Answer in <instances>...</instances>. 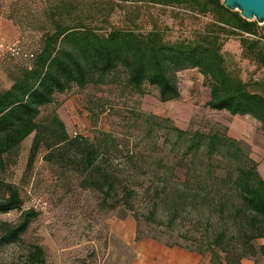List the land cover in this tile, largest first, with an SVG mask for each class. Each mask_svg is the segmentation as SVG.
Wrapping results in <instances>:
<instances>
[{
  "label": "trees",
  "instance_id": "trees-1",
  "mask_svg": "<svg viewBox=\"0 0 264 264\" xmlns=\"http://www.w3.org/2000/svg\"><path fill=\"white\" fill-rule=\"evenodd\" d=\"M146 1L211 15L215 22L194 42L169 43L164 29L154 25L151 31L141 32L135 27V19L130 20L133 26L112 27L103 32L100 26L109 24L110 14L96 10L92 1H47L38 25L32 26V30L43 33L40 50L31 66L21 67L17 75L13 74L11 87L0 91V173L14 164L21 144L34 134L28 170L45 151V161L77 173L83 188L100 194L103 210L113 211L121 206L130 209L135 189L123 184L120 175L106 163L119 149L117 140L109 134L94 140L71 137L57 113L41 117L42 110L55 102L56 95L73 87L83 90L89 85L105 84L117 72L124 73L125 86L132 92L144 94V86L149 85L158 91L159 101L167 103L181 97L178 73L197 69L210 89V110L253 117L264 129V85H259L261 91L251 90L249 83L230 73L222 53L224 36L240 37L245 54L264 67V35L258 23L225 8L221 0ZM112 11L110 7L109 12ZM169 130L178 144H185L178 162L165 165L171 174L177 168L183 172L177 184L171 186L168 180L162 190L167 194L172 215L204 206L221 212L224 221L213 239L199 241L198 250L192 252L202 256L210 253L212 264H242L244 259L258 254L264 257V247L256 244L264 239V178L259 164L239 141L228 136V128L208 133L174 126ZM200 154L207 162L202 170L195 168ZM217 156L228 163L226 171L215 167ZM22 207L19 189L0 178V215L21 212L17 222L0 220V249L21 243L38 218L37 211ZM155 210L150 215L154 222ZM211 220V216H205L206 222ZM24 264H46L43 247L29 245Z\"/></svg>",
  "mask_w": 264,
  "mask_h": 264
},
{
  "label": "rangeland",
  "instance_id": "rangeland-1",
  "mask_svg": "<svg viewBox=\"0 0 264 264\" xmlns=\"http://www.w3.org/2000/svg\"><path fill=\"white\" fill-rule=\"evenodd\" d=\"M47 1L55 0H0V91L11 87L13 74L17 75L21 67L31 66L40 50L43 33L32 30V26L38 25ZM89 1L97 6L96 10L110 14L109 24L100 26L103 32L112 27L133 26L130 20L135 19V27L141 32L151 31L154 25L164 29L169 43L194 42L215 22L211 15L146 0ZM258 25L263 33L264 24ZM223 39L222 53L230 73L249 83L251 90L261 91L264 67L245 54L240 37ZM177 77L181 97L167 103L160 102L158 91L149 85L144 86V94L132 92L125 86L122 72L109 76L105 84L89 85L83 90L73 87L56 95L55 102L42 110L41 117L57 113L71 137L94 140L109 134L117 140L119 149L106 163L120 175L123 184L135 189L129 205L132 210L126 206L103 210L100 194L83 188L77 173L45 161V151L40 152L28 170L32 134L21 144L14 164L0 173V178L19 189L22 210L34 209L39 216L21 243L0 249V264H24L26 248L31 244L43 247L46 264H131L139 241L152 240L194 251L198 250L199 241L215 237L224 221L221 212L215 213L214 208L196 206L192 211L172 215L169 199L162 190L168 180L171 186L177 184L183 172L177 168L171 174L165 165L178 162L185 144H178L169 128L204 133L228 128V136L239 141L259 164L262 178L264 129L253 117L210 110V89L197 69L182 71ZM198 157L195 168L205 169L204 155ZM214 164L222 171L228 169V163L220 156ZM152 209H156V222L150 218ZM20 215V211H14L0 215V220L17 222ZM205 216H211V222H206Z\"/></svg>",
  "mask_w": 264,
  "mask_h": 264
},
{
  "label": "crops",
  "instance_id": "crops-1",
  "mask_svg": "<svg viewBox=\"0 0 264 264\" xmlns=\"http://www.w3.org/2000/svg\"><path fill=\"white\" fill-rule=\"evenodd\" d=\"M264 34V31L263 33ZM258 247H264V239L257 241ZM131 264H212L211 256H202L182 247H167L152 240L139 241ZM242 264H264V257L246 258Z\"/></svg>",
  "mask_w": 264,
  "mask_h": 264
},
{
  "label": "water",
  "instance_id": "water-1",
  "mask_svg": "<svg viewBox=\"0 0 264 264\" xmlns=\"http://www.w3.org/2000/svg\"><path fill=\"white\" fill-rule=\"evenodd\" d=\"M225 8L237 11L247 21L264 24V0H221Z\"/></svg>",
  "mask_w": 264,
  "mask_h": 264
},
{
  "label": "built area",
  "instance_id": "built-area-1",
  "mask_svg": "<svg viewBox=\"0 0 264 264\" xmlns=\"http://www.w3.org/2000/svg\"><path fill=\"white\" fill-rule=\"evenodd\" d=\"M15 52V51H14Z\"/></svg>",
  "mask_w": 264,
  "mask_h": 264
}]
</instances>
